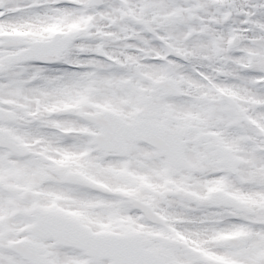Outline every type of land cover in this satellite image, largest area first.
Returning a JSON list of instances; mask_svg holds the SVG:
<instances>
[{
    "label": "snow or ice",
    "instance_id": "obj_1",
    "mask_svg": "<svg viewBox=\"0 0 264 264\" xmlns=\"http://www.w3.org/2000/svg\"><path fill=\"white\" fill-rule=\"evenodd\" d=\"M0 264H264V0H0Z\"/></svg>",
    "mask_w": 264,
    "mask_h": 264
}]
</instances>
